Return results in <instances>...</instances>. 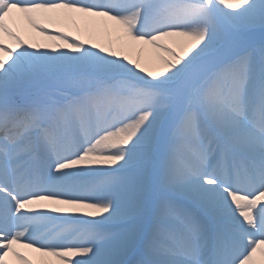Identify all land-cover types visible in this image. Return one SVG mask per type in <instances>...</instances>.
Listing matches in <instances>:
<instances>
[{
	"label": "snow or ice",
	"instance_id": "snow-or-ice-1",
	"mask_svg": "<svg viewBox=\"0 0 264 264\" xmlns=\"http://www.w3.org/2000/svg\"><path fill=\"white\" fill-rule=\"evenodd\" d=\"M258 253L264 0H0V264Z\"/></svg>",
	"mask_w": 264,
	"mask_h": 264
},
{
	"label": "bare ground",
	"instance_id": "bare-ground-1",
	"mask_svg": "<svg viewBox=\"0 0 264 264\" xmlns=\"http://www.w3.org/2000/svg\"><path fill=\"white\" fill-rule=\"evenodd\" d=\"M20 26L23 27L22 22H20ZM82 35L85 38H87V34L86 33H82ZM93 39H94V42H96V43L104 44L106 42V37H104V36H96ZM143 59L147 63H152V62H154V54L151 52V50H146L143 53ZM85 211H91V210L86 209ZM255 259L257 260V264H264V258H261L259 253L257 254Z\"/></svg>",
	"mask_w": 264,
	"mask_h": 264
}]
</instances>
